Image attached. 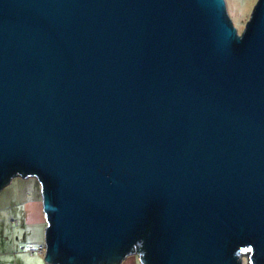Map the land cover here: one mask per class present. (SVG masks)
I'll use <instances>...</instances> for the list:
<instances>
[{
	"label": "water",
	"instance_id": "1",
	"mask_svg": "<svg viewBox=\"0 0 264 264\" xmlns=\"http://www.w3.org/2000/svg\"><path fill=\"white\" fill-rule=\"evenodd\" d=\"M13 177L48 264H264V0H0Z\"/></svg>",
	"mask_w": 264,
	"mask_h": 264
},
{
	"label": "crops",
	"instance_id": "2",
	"mask_svg": "<svg viewBox=\"0 0 264 264\" xmlns=\"http://www.w3.org/2000/svg\"><path fill=\"white\" fill-rule=\"evenodd\" d=\"M31 184L33 194H25L26 200H22L20 203L16 202L15 198L14 205L9 206L11 209L21 206L19 210H14V216L22 221L18 227L20 228L18 235L23 241L11 244L4 251L0 250V264H48L45 261L48 225L43 210L41 187L35 183ZM40 247L45 249L44 254L30 252L31 250L36 251ZM121 264H142V261L138 254H133L129 255Z\"/></svg>",
	"mask_w": 264,
	"mask_h": 264
},
{
	"label": "rangeland",
	"instance_id": "3",
	"mask_svg": "<svg viewBox=\"0 0 264 264\" xmlns=\"http://www.w3.org/2000/svg\"><path fill=\"white\" fill-rule=\"evenodd\" d=\"M259 0H226L228 13L233 21V24L237 28L239 35H242L247 23L250 21L254 9ZM14 179L10 185L0 190V250L4 251L13 243L23 241L18 232L22 221L14 216V210L20 209L21 206L14 207L13 209L9 206H13L16 202L20 203L24 198L25 194H33V187L31 183L39 184L36 178L30 177L28 180H23V177H13ZM32 181V182H30ZM23 182V183H22ZM13 215V216H12ZM16 233V234H14ZM43 247L38 248L35 253H43ZM244 264L249 263V253H246L243 257Z\"/></svg>",
	"mask_w": 264,
	"mask_h": 264
},
{
	"label": "built area",
	"instance_id": "4",
	"mask_svg": "<svg viewBox=\"0 0 264 264\" xmlns=\"http://www.w3.org/2000/svg\"><path fill=\"white\" fill-rule=\"evenodd\" d=\"M37 250H38V249H37ZM37 250H36V251H37ZM40 250H43V252L45 253V249H40ZM36 251H32V253H35Z\"/></svg>",
	"mask_w": 264,
	"mask_h": 264
},
{
	"label": "trees",
	"instance_id": "5",
	"mask_svg": "<svg viewBox=\"0 0 264 264\" xmlns=\"http://www.w3.org/2000/svg\"><path fill=\"white\" fill-rule=\"evenodd\" d=\"M9 181H10V179H9ZM9 181H8V182H9ZM32 251H33V250H31L30 252L32 253Z\"/></svg>",
	"mask_w": 264,
	"mask_h": 264
}]
</instances>
